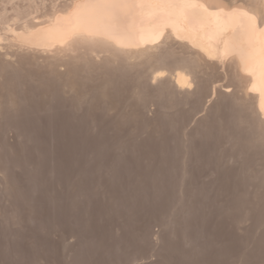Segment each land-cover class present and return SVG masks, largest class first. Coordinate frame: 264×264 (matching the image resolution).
<instances>
[{"label":"rangeland","instance_id":"374dc122","mask_svg":"<svg viewBox=\"0 0 264 264\" xmlns=\"http://www.w3.org/2000/svg\"><path fill=\"white\" fill-rule=\"evenodd\" d=\"M3 1L17 18L70 0ZM168 39L169 55L162 45L140 58L0 46V264H264V122L248 84L228 59L210 64ZM80 50L93 61L79 63ZM178 69L191 74L184 88L173 86Z\"/></svg>","mask_w":264,"mask_h":264},{"label":"bare ground","instance_id":"6f19581e","mask_svg":"<svg viewBox=\"0 0 264 264\" xmlns=\"http://www.w3.org/2000/svg\"><path fill=\"white\" fill-rule=\"evenodd\" d=\"M6 1V0H5ZM10 1V0H9ZM29 1V0H28ZM33 1V0H32ZM4 1L2 0V3ZM8 2V1H7ZM6 2V3H7ZM11 2V1H10ZM9 2V3H10ZM36 2V1H35ZM238 2V1H237ZM9 3L7 5H9ZM13 3V2H12ZM19 3V1H18ZM17 3V5H18ZM38 3V2H37ZM227 3V2H226ZM11 4V3H10ZM28 4V3H27ZM26 4V5H27ZM232 4V3H230ZM222 5V4H218V3H213V2H209L207 0H194V3L190 4V5H186V6H182V7H174V6H167L164 4H157V3H146V4H140L138 2H136V0H70L68 2V4L66 5L65 9L62 11H53V12H47L46 10L42 13L39 12V14H35L31 17H29L26 13H28L27 8L26 11L24 9H21V14L23 16H19L16 18L14 14H18L17 12H13L14 10L16 11V9L12 8L10 9V11H12L13 9V14L12 12L10 13L7 9L4 10L6 7L5 4L4 5V11L7 14V18H5V13L3 14V12H0V46H7L4 47L6 50H10L11 48L8 49V47H16L15 49L17 50L18 48H20V51L23 54H25L27 51L30 54V51L34 53V51L38 52H45V53H49L48 55L52 56L54 53L57 55L53 56L56 57L55 59L58 58V56H62L67 50H75L76 48H78L79 46L83 48H87V50H91L90 48H93L94 52H96L98 54L97 51H99V49H104L107 51H110L112 53H114L116 55L119 56H124V57H130L133 58L134 56H138V55H150L152 52L157 51V49L162 48L163 43L168 39L171 38L174 41H176V44H181L182 47L181 48H185L187 47L188 49H190L192 52L202 56L203 58L207 59V61H212V63H224L225 60L228 59V61L230 63H232L235 67H237L240 73V75L242 76V80L244 79L246 82V84H248L247 87V96L251 99V101L253 102L252 104H254V109L252 108L253 106H248L252 110H254L253 112L256 111V113L258 114L259 118L258 120H262L264 122V24H260L259 22H257L256 28L253 29L251 27L250 21H248V19L244 16L241 15L240 10H233V8L229 7V5ZM1 5V4H0ZM13 5V4H11ZM16 5V3H15ZM25 5V4H23ZM42 5V4H41ZM29 6V4H28ZM36 6V5H35ZM8 7V6H7ZM15 7L16 6H12ZM22 7V5H21ZM40 7V6H39ZM18 8V7H17ZM33 8V7H32ZM44 8V7H43ZM0 9V10H1ZM19 9V8H18ZM17 9V10H18ZM22 10L23 13L22 14ZM247 11H249L250 14H257L255 12H253L251 9H245ZM32 11V10H31ZM35 12V11H34ZM2 13V14H1ZM30 13V12H29ZM12 14L13 17H15L16 19L13 20V18L10 21V17ZM16 14V16H17ZM9 15V16H8ZM25 15V16H24ZM27 15V16H26ZM9 17V18H8ZM169 40V39H168ZM172 40V41H173ZM168 42V41H167ZM178 42V43H177ZM173 43V42H172ZM79 44L78 47H76ZM82 44V45H81ZM170 44V42L168 43ZM167 45V44H166ZM163 45V49L164 51H166L165 53L167 54L168 51L165 50V46ZM175 45V44H174ZM183 45L185 47H183ZM179 46V45H177ZM167 47V46H166ZM3 48V49H4ZM75 48V49H74ZM81 48V49H83ZM97 50H95V49ZM99 48V49H98ZM170 47H167V49ZM80 49V48H79ZM176 49V48H175ZM186 49V48H185ZM13 50V49H12ZM10 50V52L12 51ZM15 50V54L12 55H16V52L19 51ZM25 50V51H24ZM85 50V49H83ZM83 50H80V57L82 55ZM88 50V51H89ZM91 50V51H93ZM103 50V51H104ZM161 50V49H160ZM172 50V49H171ZM182 50V49H180ZM7 51V53H8ZM14 51V50H13ZM65 51V52H64ZM79 51V50H78ZM86 51V50H85ZM84 51V52H85ZM87 51V52H88ZM102 51V52H103ZM106 51V52H107ZM163 51V53H164ZM174 53V50H172ZM172 51H170L172 53ZM183 51V50H182ZM6 52V51H5ZM35 54H39L36 53ZM58 52V54H57ZM59 52H63V54L61 55ZM68 52V51H67ZM66 52V53H67ZM74 52V51H73ZM90 52V51H89ZM88 52V53H89ZM93 52V53H94ZM154 52V53H155ZM177 52V51H176ZM184 52H186L184 50ZM190 52V51H188ZM1 53H2V49H1ZM12 53V52H11ZM18 53V52H17ZM27 53V54H28ZM53 53V54H52ZM65 53V54H66ZM71 53V51H70ZM76 53V51L74 52ZM92 53V52H91ZM92 53V55H93ZM100 53V52H99ZM150 53V54H149ZM159 53V52H158ZM191 53V52H190ZM193 53V54H194ZM5 54V53H4ZM20 54V53H19ZM18 54V55H19ZM26 54V57H27ZM42 54V55H41ZM39 55L43 56L44 53H41ZM101 54V53H100ZM106 53H103L102 55H104ZM160 54V53H159ZM170 58L169 56H166ZM181 54V53H179ZM192 55L193 57H195L196 55ZM9 55V54H8ZM11 55V54H10ZM9 55V56H10ZM11 55V56H12ZM22 55V54H21ZM34 55V54H32ZM38 55V56H39ZM72 55V53H71ZM78 55V54H77ZM89 58L90 55L86 54ZM86 55L85 57L82 56V59H86ZM95 55V54H94ZM114 55V56H115ZM116 55V56H117ZM146 55V56H148ZM158 54H156L157 56ZM169 55V53L167 54ZM174 55V54H171ZM178 55V53L176 54ZM183 56H185V54H182ZM182 55H178L179 57ZM4 57V59H6L7 55H1ZM0 56V57H1ZM47 55H45L46 57ZM74 56V55H73ZM76 56V55H75ZM74 56V57H75ZM96 56H101V55H96ZM95 56V57H96ZM106 56V55H105ZM104 56V57H105ZM114 56H111V58L113 57L112 60L116 59L115 61H117V57L114 58ZM133 56V57H131ZM145 56V57H146ZM151 56V55H150ZM159 56V55H158ZM161 56V54H160ZM163 56V55H162ZM175 56V55H174ZM199 56V57H200ZM2 58V60H4ZM14 57V56H13ZM17 56H15L16 58ZM19 57V56H18ZM24 57V58H26ZM30 57V55H29ZM32 57V56H31ZM34 57V56H33ZM52 57V59H53ZM67 57L64 56V58ZM70 57V56H69ZM72 57V58H74ZM92 57V56H91ZM102 57V56H101ZM100 57V59H101ZM104 57H102V60L104 59ZM139 57V56H138ZM152 57V56H151ZM164 57V56H163ZM162 57V59H163ZM164 57V58H165ZM172 57V56H171ZM187 57V55H186ZM191 57V56H188ZM186 59H189V58ZM192 57V58H193ZM8 58V57H7ZM14 58V59H15ZM23 58V57H22ZM36 58V56H35ZM34 58V59H35ZM40 58V57H37ZM36 58V59H37ZM51 60V57H49ZM94 58V57H93ZM109 58V59H111ZM120 58V57H118ZM140 58V57H139ZM158 58V57H157ZM166 59L167 62L169 59ZM178 58V57H177ZM184 58V57H183ZM196 58V57H195ZM9 59V58H8ZM7 59V61H8ZM18 59V58H17ZM28 59V58H27ZM44 59V58H43ZM61 60V64H62V59L59 58ZM71 59V57H70ZM77 59L74 58V60ZM78 58V62L82 63V65H86L87 63H89V60L85 63V59L82 61ZM92 59V58H90ZM96 59V58H95ZM98 59V58H97ZM122 59V58H121ZM124 59V58H123ZM122 59V60H123ZM153 59V58H152ZM161 59V58H160ZM158 60V62H162L164 60ZM171 59V58H170ZM182 60V58H180ZM185 59V58H184ZM183 60V61H186ZM201 59V58H200ZM11 60V57H10ZM23 60V59H22ZM26 60V59H25ZM46 60V59H44ZM59 60V62H60ZM64 60V59H63ZM74 60H69V64L70 61H74ZM106 61H108L107 59H104ZM120 60V59H119ZM118 60V61H119ZM121 60V61H122ZM129 61V59H127ZM130 60H135L134 59H130ZM142 60V59H141ZM175 60V59H174ZM174 60H171L169 63V66L176 63V61H179V58L176 59V61L173 63ZM195 60V59H193ZM5 61V62H7ZM13 61H18V60H13ZM12 60L10 62H12L14 64ZM27 62L30 60H26ZM33 61V60H32ZM37 60H35L36 62ZM41 61L40 59H38V62ZM53 61V60H52ZM51 61V62H52ZM56 61V60H54ZM67 61V60H66ZM93 61V59H92ZM106 61H103L104 64L106 63ZM114 61V62H115ZM126 61V60H124ZM147 61V60H146ZM145 61V62H146ZM151 61V60H149ZM147 61L146 63L148 64ZM189 61V60H188ZM192 61V60H191ZM197 61V60H196ZM3 62V61H2ZM9 62V61H8ZM7 62V64H8ZM21 62V60H20ZM24 62V61H23ZM34 62V61H33ZM37 64L40 65L41 62H39ZM45 62V61H44ZM49 62V60H48ZM58 62V61H57ZM68 62V61H67ZM66 62V63H67ZM84 62V63H83ZM109 62V61H108ZM112 62V61H110ZM113 62V63H114ZM132 62V61H131ZM138 62V61H137ZM143 62V61H142ZM154 62V61H153ZM193 61V64H191L190 66L196 64V62ZM199 63V61H197ZM43 63V61H42ZM47 63V62H46ZM65 63V64H66ZM73 63V62H72ZM100 63V62H99ZM111 63V64H113ZM117 63V62H116ZM122 63V62H121ZM130 63V62H129ZM135 63V62H134ZM145 63V64H146ZM151 63V62H150ZM155 63V62H154ZM165 63V61H164ZM181 63H183L181 61ZM180 63V64H181ZM188 64H190V61L187 62ZM192 63V62H191ZM11 64V63H10ZM9 64V65H10ZM16 64V63H15ZM18 64V62H17ZM29 64V63H27ZM31 64V63H30ZM37 64H35L37 66ZM59 64V63H58ZM68 64V63H67ZM68 64V66H69ZM76 64V63H75ZM75 64H71L73 67L75 66ZM103 64V63H102ZM109 64V63H108ZM140 64V63H139ZM139 64L138 67L140 66ZM144 64V63H142ZM144 64V65H145ZM156 64H158L156 62ZM160 65H162L161 63H159ZM179 64V63H177ZM211 64V63H210ZM227 64V61H226ZM3 65V64H2ZM6 65V64H5ZM3 65V66H5ZM12 65V64H11ZM20 65V64H19ZM24 65V64H23ZM33 65V64H32ZM42 65V64H41ZM44 65L43 64V68ZM53 65V64H52ZM70 65V66H71ZM80 64V66H82ZM116 65V64H115ZM114 65V66H115ZM119 65V62H118ZM121 65L124 66V63H122ZM149 65V64H148ZM147 65V66H148ZM168 65V64H167ZM209 66V64H207ZM219 66V64H216V66ZM225 65V63H224ZM7 66V65H6ZM14 66V65H12ZM11 66V67H12ZM22 66V65H21ZM25 66V65H24ZM51 66V65H50ZM60 65H58L57 69H60L62 67V65L59 67ZM69 66V67H70ZM92 66V65H91ZM109 66V65H108ZM122 66V67H123ZM131 66V64L129 65ZM134 66V65H133ZM152 66H155L152 65ZM150 65V70L151 67ZM158 66V65H157ZM156 66V68H158ZM166 66V65H165ZM177 66V65H176ZM175 66V69H176ZM179 66V65H178ZM177 66V67H178ZM183 66H185L183 64ZM196 66V65H195ZM201 65H199L198 67L200 68ZM205 66V65H204ZM214 64H213V68H214ZM9 67V66H8ZM30 67V66H29ZM47 67V66H46ZM49 67V65H48ZM53 67V66H52ZM51 67V68H52ZM59 67V68H58ZM76 67H79L78 65ZM106 67V66H105ZM116 67H118L116 65ZM120 67V65H119ZM126 68H130L131 67H127L124 66ZM123 67V68H124ZM137 67V69H138ZM149 67V66H148ZM206 67V66H205ZM220 67V66H219ZM226 67V66H225ZM6 68V67H4ZM1 68V69H4ZM20 68V67H19ZM38 68V67H37ZM50 68V69H51ZM54 68V69H55ZM68 68V67H67ZM66 68V69H67ZM75 68V67H74ZM109 68V67H108ZM121 68V67H120ZM145 68V67H144ZM174 69V66L172 67ZM192 68V67H191ZM210 68V67H209ZM54 69H51L54 70ZM64 72L66 71L65 68L63 67ZM69 69V68H68ZM79 69V68H78ZM85 69V68H84ZM89 69V68H88ZM101 69V68H98ZM122 69V68H121ZM140 69L142 70L143 67L141 66ZM197 69V68H196ZM201 69V68H200ZM215 69V68H214ZM218 69V68H217ZM7 70V69H6ZM22 70V69H20ZM30 70V69H29ZM70 70V69H69ZM72 70H75L72 68ZM93 70V69H92ZM120 70V69H119ZM150 70H148L150 72ZM156 70V69H155ZM199 70V69H198ZM205 70V69H204ZM39 71V70H38ZM55 71V70H54ZM146 72L147 69L145 70ZM154 71V70H153ZM152 71V72H153ZM165 71V69H164ZM189 71V70H188ZM215 71V70H214ZM234 71V70H233ZM6 72V71H5ZM8 72V71H7ZM6 72V73H7ZM33 72V71H32ZM46 72V70H45ZM50 72V71H49ZM67 72V71H66ZM65 72V73H66ZM83 72V71H82ZM81 72V73H82ZM87 72V71H86ZM122 72V71H120ZM143 72V70L141 71V73ZM152 72L150 73V75L152 74ZM169 72V70H168ZM173 72V71H172ZM193 72V71H192ZM195 74H197V71H195ZM193 72V73H194ZM218 72V71H217ZM235 72V71H234ZM16 73V70H15ZM24 72L22 71V74ZM26 73V71H25ZM28 73V72H27ZM56 73V71H55ZM60 73V72H59ZM73 73V72H72ZM77 73H79L77 71ZM76 73V74H77ZM109 73V72H108ZM144 73V72H143ZM155 73V71H154ZM162 73V71H161ZM212 73V72H211ZM21 74V75H22ZM29 74V73H28ZM33 74V73H32ZM53 74V73H52ZM68 74V72H67ZM66 74V75H67ZM83 74V73H82ZM105 74V73H104ZM103 74V75H104ZM111 74V73H110ZM145 74V73H144ZM171 74V73H170ZM16 75V74H15ZM50 75V74H49ZM48 75V76H49ZM54 75V74H53ZM64 75V74H62ZM134 75V74H133ZM149 75V74H148ZM148 75H144L143 77L146 78V76L148 77ZM149 75V77H150ZM167 75V74H166ZM191 75V74H190ZM190 75H188L186 73V71L183 70H176L174 71V75H173V82L176 84H173V86L177 85L178 87L184 88L186 85L189 84L190 82ZM24 76V75H23ZM29 76V75H28ZM35 76V75H34ZM40 76V75H39ZM44 76V75H42ZM52 76V75H51ZM65 76V75H64ZM63 78H66L64 77ZM77 76V75H76ZM88 76V75H87ZM120 77V75H118ZM142 76V75H141ZM154 76V75H152ZM157 76V75H156ZM159 76V75H158ZM169 76V74H168ZM206 76V75H205ZM211 76V75H210ZM213 76V75H212ZM216 76V75H215ZM240 76V77H241ZM12 77V76H11ZM19 77V75H18ZM68 77V76H67ZM74 77V76H73ZM80 77V76H79ZM116 77V76H115ZM129 77V76H128ZM165 76H163L162 78L164 79ZM190 77V78H189ZM198 77V76H197ZM225 77V76H224ZM6 78V77H5ZM8 78V77H7ZM14 78V77H13ZM25 78V77H24ZM29 78V77H28ZM34 78V77H33ZM77 78V77H75ZM74 78V79H75ZM85 78V77H84ZM83 78V79H84ZM106 78V77H105ZM140 78V77H139ZM154 78V77H153ZM152 78V79H153ZM170 78V77H169ZM11 79V78H10ZM18 79V78H17ZM16 79V81H17ZM35 79V78H34ZM71 79V78H70ZM78 79V78H77ZM81 79V78H80ZM119 79V78H118ZM121 79V77H120ZM143 79V78H142ZM145 79L144 83H145ZM167 79V78H166ZM210 79V78H209ZM214 79V78H213ZM27 80V79H26ZM48 80V79H47ZM68 80V78L66 79ZM65 80V82H66ZM91 80V79H90ZM96 80V79H95ZM103 80V79H102ZM125 80V79H124ZM131 80V79H130ZM138 81V79H136ZM158 80V79H157ZM171 80V79H170ZM169 80V81H170ZM218 80V79H217ZM20 81V79H19ZM28 81V80H27ZM41 81V80H40ZM84 81V80H83ZM113 81V80H112ZM118 81V80H117ZM149 81V78H148ZM160 81V80H159ZM162 81V79H161ZM164 81V80H163ZM192 81V79H191ZM2 82V81H1ZM14 82V81H13ZM30 82V81H29ZM32 82V81H31ZM58 82V81H57ZM127 82V81H126ZM151 83V81H149ZM148 82V84H149ZM172 82V81H171ZM171 82H169L171 84ZM211 82V81H210ZM4 83V82H3ZM22 83V82H21ZM50 83V82H49ZM53 83V82H52ZM73 83V82H72ZM83 83V82H82ZM81 83V84H82ZM133 83V82H132ZM153 83V81H152ZM168 83V82H165ZM200 83V82H199ZM202 83V82H201ZM15 84V83H14ZM20 84V82H19ZM62 84V83H61ZM64 84V83H63ZM113 84V83H112ZM143 84V83H142ZM197 84V83H196ZM245 84V85H246ZM59 85V84H58ZM66 85V84H65ZM93 85V84H92ZM96 85V84H95ZM104 85V84H103ZM115 85V84H114ZM118 85V84H117ZM133 85V84H131ZM136 85V84H135ZM140 85V84H139ZM168 85V84H167ZM166 85V86H167ZM200 85V84H199ZM11 86V85H10ZM9 86V87H10ZM13 86V85H12ZM15 86V85H14ZM28 86V85H26ZM62 86V85H61ZM67 86V85H66ZM74 86V85H73ZM91 86V85H90ZM111 86V85H110ZM171 86V85H170ZM169 86V88H170ZM8 87V88H9ZM51 87V86H50ZM68 87V86H67ZM119 87V86H118ZM133 87V86H132ZM139 87V86H138ZM165 87V86H164ZM172 87V86H171ZM194 87V86H193ZM221 87V84H220ZM227 87V86H226ZM246 87V86H245ZM12 88V87H11ZM60 88V87H59ZM65 88V87H64ZM89 88V87H88ZM114 88V87H112ZM149 88V87H148ZM188 88V86H187ZM201 88V87H200ZM21 89V88H20ZM25 89V88H24ZM28 89V88H27ZM57 89V88H56ZM70 89V88H69ZM68 89V90H69ZM126 89V88H125ZM172 89V88H171ZM174 89V87H173ZM178 89V88H177ZM186 89V88H185ZM184 89V90H185ZM194 89V88H193ZM217 89V87H216ZM6 90V89H5ZM32 90V89H31ZM53 90V89H52ZM67 90V89H66ZM176 90V87H175ZM181 90V89H179ZM219 90V89H218ZM238 90V89H237ZM9 91V89H8ZM14 91V90H13ZM60 91V90H59ZM71 91V90H70ZM68 91V92H70ZM74 91V90H73ZM91 91V90H89ZM94 91V90H93ZM97 91V89H96ZM151 91V90H150ZM200 91V90H199ZM202 91V90H201ZM225 91V89H224ZM243 91V90H242ZM24 92V91H23ZM45 92V90H44ZM114 92V91H113ZM112 92V93H113ZM118 92V91H117ZM136 92V91H135ZM138 92V91H137ZM168 92V91H167ZM170 92V91H169ZM9 93V92H8ZM12 93V92H11ZM47 93H49L47 91ZM56 93V92H55ZM62 93V92H61ZM64 93V92H63ZM72 93V92H71ZM74 93V92H73ZM72 93V94H73ZM94 93V92H93ZM132 93V92H130ZM153 93V92H152ZM192 93V92H191ZM190 93V95H191ZM200 93V92H199ZM202 93V92H201ZM226 93V92H225ZM25 94V93H24ZM32 94V93H31ZM78 94V93H76ZM124 94V93H123ZM195 94V93H194ZM56 95V94H55ZM54 95V96H55ZM65 95V94H64ZM67 95V94H66ZM93 95V94H92ZM187 95V94H186ZM201 95V94H200ZM33 96V95H32ZM52 96V95H51ZM57 96V95H56ZM90 96V95H89ZM88 96V97H89ZM120 96V95H119ZM132 96V95H131ZM138 96V95H137ZM167 96V95H166ZM189 96V95H187ZM224 96V95H223ZM235 96V95H234ZM5 97V95H4ZM63 97V96H62ZM77 97V96H76ZM86 97V96H84ZM87 97V98H88ZM93 97V96H92ZM91 97V98H92ZM169 97V96H168ZM195 97V96H194ZM22 98V97H21ZM59 98V97H58ZM70 98V97H69ZM75 98V97H74ZM134 98V97H133ZM178 98V97H177ZM176 98V99H177ZM242 98V97H241ZM246 98V96H245ZM16 99V98H15ZM29 99V98H27ZM55 99V98H54ZM64 99V98H63ZM68 99V98H67ZM71 99V98H70ZM121 99V98H120ZM137 99V98H136ZM218 99V98H217ZM75 100V99H74ZM73 100V101H74ZM91 100V99H90ZM107 100V99H106ZM148 100V99H147ZM152 100V99H151ZM197 100V98H196ZM2 101V100H1ZM8 101V100H7ZM15 101V100H14ZM87 101V100H86ZM109 101V100H108ZM161 101V100H159ZM250 101V100H249ZM34 102V101H33ZM71 102V101H70ZM129 102V100H128ZM201 102V101H200ZM215 102V101H214ZM19 103V102H18ZM45 103V102H44ZM85 103V102H84ZM174 103V102H173ZM178 103V102H177ZM244 103V102H243ZM251 103V102H250ZM40 104V103H39ZM217 104V103H216ZM108 104H106L107 106ZM127 105V104H126ZM168 105V103H167ZM176 105V103H175ZM247 105H249L247 103ZM2 106V105H1ZM9 106V105H8ZM71 106V105H70ZM75 106V105H74ZM100 106V105H99ZM125 106V105H124ZM172 106V105H171ZM179 106V105H178ZM15 107V106H14ZM13 107V108H14ZM114 107V106H113ZM109 108V107H107ZM131 108V107H129ZM218 108V107H217ZM9 109V108H8ZM245 109V106L244 108ZM248 109V108H247ZM168 110V109H167ZM101 111V110H100ZM8 112V111H7ZM132 113V112H131ZM15 114V113H14ZM103 114V113H102ZM125 114V113H124ZM10 115V114H9ZM118 115V114H117ZM122 115V113H121ZM256 115V114H254ZM107 116V115H106ZM127 116V115H126ZM132 116V115H131ZM173 116V115H172ZM257 117V116H254ZM119 118V117H118ZM171 118V117H170ZM219 118V117H218ZM217 118V119H218ZM125 119V118H124ZM123 120V119H122ZM220 120V119H219ZM256 120V119H255ZM262 122H259V124L261 125ZM4 124V123H3ZM263 127V125H261ZM260 127V126H258ZM257 128V127H256ZM259 129V128H258ZM264 129V128H263ZM261 130V129H260ZM262 131V130H261ZM260 131V132H261ZM258 132V131H257ZM264 132V130H263ZM262 135V133H261ZM219 140L221 141V139L219 138ZM223 141V140H222ZM226 141V140H225ZM224 141V142H225ZM228 142V141H226ZM223 144V143H222ZM225 146V145H224ZM245 221V220H244ZM157 237V236H156ZM139 261V260H138ZM146 261V260H145ZM141 262V261H140ZM136 264V263H135ZM139 264V263H138Z\"/></svg>","mask_w":264,"mask_h":264},{"label":"snow or ice","instance_id":"6c2138e0","mask_svg":"<svg viewBox=\"0 0 264 264\" xmlns=\"http://www.w3.org/2000/svg\"><path fill=\"white\" fill-rule=\"evenodd\" d=\"M140 4H164L167 6L182 7L194 3V0H136ZM229 7L233 10H240L241 15L250 21L251 27L256 28L257 22L264 24V0H245L243 3H236L235 0ZM245 9H251L257 14H250Z\"/></svg>","mask_w":264,"mask_h":264}]
</instances>
